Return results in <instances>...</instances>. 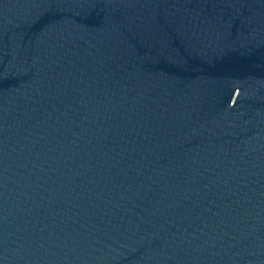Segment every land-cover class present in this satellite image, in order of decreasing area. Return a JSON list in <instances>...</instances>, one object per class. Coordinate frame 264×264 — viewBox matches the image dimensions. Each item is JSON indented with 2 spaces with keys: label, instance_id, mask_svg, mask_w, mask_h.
<instances>
[{
  "label": "water",
  "instance_id": "1",
  "mask_svg": "<svg viewBox=\"0 0 264 264\" xmlns=\"http://www.w3.org/2000/svg\"><path fill=\"white\" fill-rule=\"evenodd\" d=\"M0 264H264V0H0Z\"/></svg>",
  "mask_w": 264,
  "mask_h": 264
}]
</instances>
